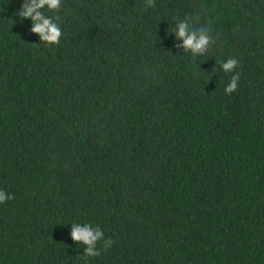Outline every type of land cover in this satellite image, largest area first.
<instances>
[{
  "label": "trees",
  "instance_id": "obj_1",
  "mask_svg": "<svg viewBox=\"0 0 264 264\" xmlns=\"http://www.w3.org/2000/svg\"><path fill=\"white\" fill-rule=\"evenodd\" d=\"M23 2L0 0V264H264V0H64L58 45Z\"/></svg>",
  "mask_w": 264,
  "mask_h": 264
},
{
  "label": "clouds",
  "instance_id": "obj_2",
  "mask_svg": "<svg viewBox=\"0 0 264 264\" xmlns=\"http://www.w3.org/2000/svg\"><path fill=\"white\" fill-rule=\"evenodd\" d=\"M64 0H24L22 7L19 9V16L23 20H31L32 32L38 34L40 43L47 45H58L63 37V30L57 22L59 16L53 18L44 13V9L59 11L63 7ZM147 7H155V0H146ZM209 31H211L209 29ZM177 38L183 40V47L186 51H191L195 55H205L210 50L211 45L215 43L212 35L205 31L197 33L184 20H180L172 31ZM222 70L225 73L236 71L238 60L229 58L227 61H221ZM239 85V76L233 75L231 82L225 88L228 94L234 92ZM11 199L8 192L0 189V204ZM73 241L83 244L84 255L87 257H97L101 254L97 248L98 242L104 240V232L98 226L94 227L91 223H73L71 230ZM113 241H104V247L110 248Z\"/></svg>",
  "mask_w": 264,
  "mask_h": 264
}]
</instances>
